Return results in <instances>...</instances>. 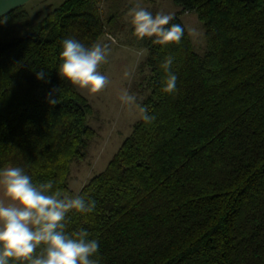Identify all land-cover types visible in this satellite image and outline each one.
<instances>
[{
	"label": "trees",
	"instance_id": "1",
	"mask_svg": "<svg viewBox=\"0 0 264 264\" xmlns=\"http://www.w3.org/2000/svg\"><path fill=\"white\" fill-rule=\"evenodd\" d=\"M103 1L65 0L39 22L23 7L0 17V167L21 166L33 182L72 193L71 164L86 156L94 130L91 105L58 73L60 41L89 45L114 27ZM172 1L181 41L141 42L139 86L148 93L139 103L156 119L140 118L82 186L95 211L71 213L66 230L86 228L101 264H264V0ZM192 12L203 55L181 20ZM167 55L174 93L161 91Z\"/></svg>",
	"mask_w": 264,
	"mask_h": 264
},
{
	"label": "clouds",
	"instance_id": "2",
	"mask_svg": "<svg viewBox=\"0 0 264 264\" xmlns=\"http://www.w3.org/2000/svg\"><path fill=\"white\" fill-rule=\"evenodd\" d=\"M126 16L134 35L141 40L151 38L154 43L167 46L178 44L184 35L182 25L171 23L170 13L154 14L133 4ZM60 45V77L90 93H98L109 84V77L99 70L108 61L109 44L97 41L86 45L66 37ZM173 62L174 57L167 55L161 63L166 73L161 81L164 93L177 91ZM123 75L129 77L131 73L125 71ZM46 76L44 69L36 72L37 79ZM119 100L137 107L146 123L156 119L127 88L121 91ZM95 208L96 200L91 196L54 188L51 179L33 182V177L18 165L0 167V264H101L99 242L86 228L66 230L71 213L86 216Z\"/></svg>",
	"mask_w": 264,
	"mask_h": 264
},
{
	"label": "rangeland",
	"instance_id": "3",
	"mask_svg": "<svg viewBox=\"0 0 264 264\" xmlns=\"http://www.w3.org/2000/svg\"><path fill=\"white\" fill-rule=\"evenodd\" d=\"M133 4L146 7L154 14L164 12L174 16L178 10L172 0H104L100 4L105 23L111 16L118 20L114 27H106L105 34L98 40L109 44L111 48L108 61L99 68L109 77V84L98 93H90L76 86L92 107L86 123L94 130V136L86 156L71 164L68 187L72 193H78L83 185L105 169L124 139L130 135L133 125L141 118L137 107L124 105L119 100L125 88L136 95L138 102L145 99L148 93L139 86L141 74L138 69L147 52L141 43L144 39L139 41L132 34L133 28L126 16L128 8ZM46 14L34 17H39V22ZM181 20L189 32L193 50L203 55L206 49L204 29L197 15L194 12L184 14ZM125 71L131 75L125 77ZM143 72L148 75L147 71Z\"/></svg>",
	"mask_w": 264,
	"mask_h": 264
},
{
	"label": "crops",
	"instance_id": "4",
	"mask_svg": "<svg viewBox=\"0 0 264 264\" xmlns=\"http://www.w3.org/2000/svg\"><path fill=\"white\" fill-rule=\"evenodd\" d=\"M65 0H0V16L11 9L23 7L30 14L34 22H38L39 17L48 13L51 9L59 6ZM36 18V19H35Z\"/></svg>",
	"mask_w": 264,
	"mask_h": 264
}]
</instances>
